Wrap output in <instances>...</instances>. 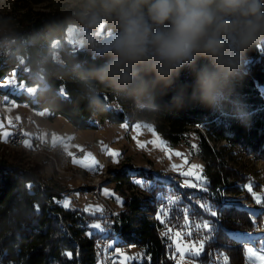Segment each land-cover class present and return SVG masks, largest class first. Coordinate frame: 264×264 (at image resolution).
<instances>
[{
  "label": "trees",
  "instance_id": "trees-1",
  "mask_svg": "<svg viewBox=\"0 0 264 264\" xmlns=\"http://www.w3.org/2000/svg\"><path fill=\"white\" fill-rule=\"evenodd\" d=\"M20 1L27 8L18 15L11 29L1 32L14 39L11 47L17 50L25 65L35 71L33 76L19 79H26L28 86L38 85L41 89L33 100L23 95L17 100L28 101L37 109H48L53 116L66 118L76 129L95 130L105 120L122 123L140 116L151 120L164 139L177 143L186 129L195 128L200 138L198 154L206 169V187L213 193L221 188L237 193L236 180L245 178L227 166L216 144L225 142L243 154L264 160V47H257L250 54L242 81L226 87L219 111H210L189 97L193 74L187 69L171 87L153 82L150 76L145 77L149 82L146 89L119 87L109 79H102L96 70L107 57L101 58L91 49L65 41L70 25L77 26V36L83 38L84 27L79 18L81 0H76L69 9L53 0ZM37 4L45 6L31 8ZM104 24L106 30L113 32L118 22L112 18ZM53 41L60 44L58 59L49 53ZM174 96L177 97L175 102ZM113 102L123 109L112 107ZM180 104L182 106H178ZM130 110L138 115L130 114ZM237 113L239 120L232 118ZM41 170L40 165L25 166L18 157L0 152V264H96L95 250L101 234L93 232L90 224L105 225V215L65 209L60 205L64 187L47 184L48 179L45 180ZM89 173L93 174L94 169ZM115 176V191L123 196L126 191L135 192L124 170L116 171ZM130 177H145L152 183L148 197L130 194L121 201L117 237L121 245L144 248L149 256L145 264H175L170 259L167 241L159 236V229L165 224L143 214L145 204L155 215L160 208L169 207L167 196L175 199L165 219L167 225L183 227L187 211L191 224L206 221L215 229L207 235L210 238L200 257L194 260L200 264H216L227 256L229 264L246 263L245 244L237 242L241 235L232 232L264 228V209L253 222L249 211L241 205L222 202L218 192L212 197L208 192L154 179L150 172L140 171ZM201 204L214 208L217 215L211 216ZM105 228L108 230L105 233L112 234L115 226L105 225ZM89 231L92 233L86 235ZM66 253H71V258Z\"/></svg>",
  "mask_w": 264,
  "mask_h": 264
},
{
  "label": "rangeland",
  "instance_id": "rangeland-1",
  "mask_svg": "<svg viewBox=\"0 0 264 264\" xmlns=\"http://www.w3.org/2000/svg\"><path fill=\"white\" fill-rule=\"evenodd\" d=\"M53 2L63 4V7L65 9H69L71 8V6L75 5L76 0H53ZM24 4L25 3L20 0H0V16H2V19L0 18V33H2L1 31L12 28V24L13 22L15 23L18 15L27 8ZM44 6L45 5L37 4L31 8L36 10L39 7ZM78 33L79 28L75 25H70L66 30V43L69 45L75 44L81 46L82 48L86 47L90 49L87 45L83 44V38H79L77 36ZM110 33L112 32L105 29V24H102L96 35H102V37H105ZM59 46V42L53 41L52 50L50 53L54 55L55 59H58L57 52L59 50ZM38 78L40 77L38 76ZM8 81L9 80H5L0 83V92L1 96H3V102L0 103V129L4 126V119L9 120L13 118L15 119L16 117H21L25 125V131L28 134L43 132V135L45 137L47 135V132H50L53 139L57 136L60 140L64 141V143L69 142L70 144L75 146L74 149L84 148L88 143L92 144L93 148L88 150L86 156L82 159H75L74 157H72V161H77L74 164L78 167L83 168L87 172H91V170L96 167V165H100V163L102 164V160L104 163L106 155H110V152L119 153L120 155L118 157H115L114 159H120V161L123 159L124 160L119 164L116 160V162H114L115 164H112V162H110L107 167L108 170L111 167H114L118 168L119 171L124 170L128 174V183L132 187H134L135 192L125 190L126 192L124 195L126 196L130 194H136L148 197V189L152 181H146L145 177H130V175H133L136 172L140 171L150 172L154 179H158L160 181L163 180V182L165 181L166 183L170 184L179 185L182 183V185L184 186V181L186 179L192 178L181 176L180 172L188 171L190 166L195 164L203 167L202 175L205 178L204 173L206 172V169L203 161L200 159L198 154L200 138L195 128L186 129L181 135V140L177 143H171L167 139H164L158 132H156V130L154 129V124L151 120L140 116H137V118L133 121L125 120L122 123H113L105 120L102 121L99 125V128L95 130L76 129L66 118L62 116H53L48 109H37L33 107L28 101L17 100V97H21L22 95L27 96L33 100L36 92L41 89L40 86H28L26 84V79L22 81L20 79L17 81H11L12 84L7 83ZM111 106L116 109H123L121 105L115 102H113ZM129 113L135 116L138 115L137 112H133V110H130ZM137 126H139L140 128L136 129ZM153 131L155 132V136L153 135ZM5 132L9 133L8 130H0V137L2 140L0 142L3 144L6 143V140L3 141L6 137L3 135ZM157 136L167 145V148L169 150L167 153L161 151L158 147L154 146L151 143V141L156 139ZM210 143L212 146L215 145L213 142ZM140 144H143L144 147H139L138 145ZM192 145H196V148L194 149ZM60 146L62 147L63 143ZM215 146L217 149H221L222 154L227 161V166L245 177L243 181H238V179L236 180L234 186L238 187L239 192L237 193L226 192V190H223V188L219 190L216 189L215 193L218 192V197L221 198V201L228 204H238L243 208L245 206V202L253 203L251 207L258 209L257 213L261 209H264V202H262L261 204H257L253 199L252 193L247 190V186L251 185L253 188V192L261 196L262 201H264V160L247 153L243 154L239 150L227 146L225 142H221L219 144H216ZM2 149L3 150L0 149V152L2 151L7 156L18 157L21 160V163H24L25 166H32L35 164L42 166V176L45 177V180L48 179L46 182L47 184L56 183L64 187L63 198L62 201H60L61 205H63L64 201L67 200L70 202L69 208H77L82 212L85 211L91 214L105 215V217L106 213L104 209L106 207L114 208L116 213H119V211L122 209L121 201L126 196H123L118 191H115V179L113 178L111 180V176L107 175L105 177L101 176L99 178L100 181H104V184L99 187L98 194H96V199L86 198L84 192L85 189L83 188L87 186H96V179H93L92 177L86 175L80 177L79 174H81V172H78L77 170H74L68 166L66 167V169H64L65 167L57 168V159L54 160L45 154L31 155L23 149L20 150L18 148H10L5 146ZM65 150L69 153V155H74V151L72 152L71 149L65 148ZM176 152H179L182 157L187 158V164L184 163V160L181 157H177L174 155V153ZM169 156H171V158H169ZM47 158L49 162L47 161ZM93 159L96 163L91 169L82 166L91 163ZM173 164L178 166V171L172 170L171 166ZM126 165L130 166V170H127L125 168ZM181 165H183V167H179ZM155 172L165 173L168 176H171V178L168 180L160 177L158 178L155 175ZM72 174L74 175V177H72ZM136 179L144 181L146 183V186L140 187L136 185L133 182ZM188 188L189 187H185V189ZM105 189L108 190V192L110 193L109 195H105ZM192 189L199 190L196 188ZM201 192H208V194H211L212 197H215V193H213V191H210L208 188L207 191ZM109 197H111L113 201ZM167 202L169 207H165V210L169 213L171 207L174 206L175 199L173 198V196H167ZM161 209L162 208H160V210ZM148 210L149 209H146L145 213H149ZM160 210L158 211L157 215L160 214ZM246 210L248 211V209ZM251 213H253V211ZM152 214L156 219L157 215H155L154 213ZM167 217L163 218L166 219ZM250 218L253 222H255V218L251 216ZM94 223L101 224V229H93L91 225ZM203 223L207 222L203 221L199 224L202 225ZM184 225L181 228H174L173 226L167 225L173 230V232L169 235H165L167 229L166 226L163 225L159 229V236L162 237L164 241H167V249H170V259H173L175 264H200L193 258H186L183 262L180 261L179 254L176 252V245L174 243L176 237L174 234L176 232L184 233V235L180 238V243L183 246L198 242L199 240L204 239L208 234L203 231L198 233L194 227L197 224H191L193 225L191 229H185ZM90 227L93 232L96 231L100 234H103L107 231L105 225L101 222H93L90 224ZM189 230L192 232V235L190 237L187 235V232ZM260 230H263V232L255 238V242L247 241V243H244L245 249H247L248 247L258 249L260 247L261 240H264V228H260L256 231ZM92 231L87 232L86 235H90ZM232 233L241 236L244 234L239 230ZM112 234H110L112 237L111 256L113 257V260L115 259L114 264H145L147 260L149 261V256L146 254L144 248L137 247L136 245H121L118 237H115V235ZM245 258L246 261L251 260V264H259L257 256H251L246 252ZM96 259V264H101L98 263L101 260V257H97ZM233 259L235 261L237 259V256H235ZM216 264H223V257H221Z\"/></svg>",
  "mask_w": 264,
  "mask_h": 264
},
{
  "label": "clouds",
  "instance_id": "clouds-1",
  "mask_svg": "<svg viewBox=\"0 0 264 264\" xmlns=\"http://www.w3.org/2000/svg\"><path fill=\"white\" fill-rule=\"evenodd\" d=\"M79 18L83 43L107 57L96 70L102 79L146 89L150 76L171 87L187 69L189 97L210 111H219L226 87L242 81L250 54L264 47V0H81ZM112 18L116 30L98 38Z\"/></svg>",
  "mask_w": 264,
  "mask_h": 264
},
{
  "label": "snow or ice",
  "instance_id": "snow-or-ice-1",
  "mask_svg": "<svg viewBox=\"0 0 264 264\" xmlns=\"http://www.w3.org/2000/svg\"><path fill=\"white\" fill-rule=\"evenodd\" d=\"M7 83L12 84L11 81H8ZM139 128H140L139 126L136 127V129H139ZM3 135L7 136V135H9V133L5 132ZM153 135L155 136V132L154 131H153ZM55 142H56V138L53 139V143L54 144H55ZM151 143L154 146L158 147L161 151H164L166 153L169 151L168 148H167V145L164 143L163 140H160V138L158 136L156 137V139L151 141ZM25 145L29 146L27 142H25ZM138 146L141 147V148L144 147L143 144H140ZM192 147L195 149L196 145H192ZM109 154L111 156H113L114 158L118 157L120 155L117 152H110ZM174 155L177 156V157H181L184 160V163L187 164V158L186 157H182L179 152L174 153ZM169 158H171V156H169ZM73 162L76 163L77 161L74 160ZM114 162H116V161L114 160ZM95 163L96 162L93 159L91 161V163L86 164V165H82V166L91 169L95 165ZM171 167H172L173 171H178L179 170L178 166L175 165V164H173ZM179 167H183V165H181ZM194 170H198V171H194ZM202 172H203V167L199 166V165H195V164L191 165L188 171H181L180 172L181 176L191 177L192 178V179H186L184 181V186L185 187H189V188H196V189H199L201 191H207V188H206L207 181H206V178L203 177ZM133 182L136 185L140 186V187H145L146 186V183L144 181H142V180H139V179H136ZM247 190L250 193H252L253 199L255 200V202L257 204H261L262 202H264V201H262V197L261 196H259V195H257L256 193L253 192V188H252L251 185L247 186ZM104 192H105V195H109L110 194L107 189H105ZM62 206L65 209H68L70 207V202L65 200ZM200 207L202 209H204L205 211L210 212V215L213 216V217H215L217 215L216 210L214 208L209 207L206 204H201ZM168 215H169L168 211H166L165 209L162 208L160 210V214L157 215V217H156V219L159 220L162 224H165L166 229H167L165 235H169V234H171L173 232L172 228L167 226L166 220L163 218V217H167ZM253 215H255V214H253ZM184 218H185V221H186V223L184 225V228L185 229H191V227H193V225H191V223H190V221L188 219L187 211L185 212V217ZM91 227L93 229L99 230V229H101V224L94 223V224L91 225ZM194 227H195V229H196V231L198 233L203 231L206 234H210L213 231H215V229L212 228L209 223H203L202 225L201 224H197ZM174 235L176 237V239L174 240V243L176 245V252L179 254V259H180L181 262L185 261L186 258H198V257H200L201 253L204 250L206 240L210 238V236H206L204 239H201L198 242L190 243L187 246H183L180 243V238L184 235V233L183 232H176ZM187 235L190 237L192 235V232L189 230L187 232ZM237 242L247 243V241H241V240H239V238H238ZM109 247H111V245H109ZM246 252L248 254H250L251 256H257V258L259 260V264H264V240H261L260 247L258 249H254L253 247H248L246 249ZM66 255L69 258H71V256H72L71 253H66ZM223 264H229V259H228L227 256L223 257ZM246 264H251V260L246 261Z\"/></svg>",
  "mask_w": 264,
  "mask_h": 264
},
{
  "label": "bare ground",
  "instance_id": "bare-ground-1",
  "mask_svg": "<svg viewBox=\"0 0 264 264\" xmlns=\"http://www.w3.org/2000/svg\"><path fill=\"white\" fill-rule=\"evenodd\" d=\"M0 34H2V33H0ZM5 36H6V34H5ZM14 42H15L14 39H12V44H14ZM28 43H30V42H28ZM13 63H18V56H0V81H4L5 79H7V70H9V68H13ZM34 74H35V71H31V70L25 69V68H16L15 71L13 72V79H19L21 77H24V78L25 77H30V76H33ZM0 96H1V92H0ZM2 97L3 96H1L0 98L2 99ZM8 131H9V135L7 137L6 143L3 144V143L0 142V149L1 150H3L2 148H4V146L5 147H10V148H18L20 150L23 149L24 151H26L27 153H29L31 155L45 154V155L51 157L54 160L57 159V161H58V162H56L57 168L58 167H60V168H64L65 167L64 169H66V167L68 166V167H70V168H72L74 170H77L78 172H81V174H79L80 177L86 175V176L92 177L93 179H96L97 182L95 183L96 186H94V187H96L97 193H98L99 187L104 184V181H100L99 178L101 176L105 177V176L109 175V176H111V178H110L111 180L113 178L115 179V177H116L115 176V172L119 171L118 168H114V167H111L112 169L110 168L108 170L107 166H108V164L110 162H112V164H115L114 160H116V159H114L113 157H106L105 160H104V163H103V160H102V164L100 163V165H104V166H96V167H94L93 168L94 169V173L93 174L85 171L81 167H79L77 169V166H75V164H73L72 160H65L64 159L63 148H61V147H59L57 145H55L54 148H49V147L34 148L33 146H30L29 144H28L29 146H26L25 143H22L21 141H15V130H8ZM123 160L120 161V159H118L116 161L119 164ZM47 161H48V158H47ZM51 165H52V163H51ZM54 168H55V166H54ZM125 168L127 170H130V166H128V165H126ZM126 175H128V174L126 173ZM155 175L158 178L160 177V178H163L165 180H168V179L171 178V176H168L165 173H157V172H155ZM72 177H74V175ZM162 182H163V180H162ZM179 185L182 188L184 187L182 184H179ZM83 189H85L84 190L85 193H89V192L92 191V187L91 186H87V187H85ZM190 189H192V188H190ZM192 190H195V189H192ZM199 191H201V190H199ZM252 204L253 203L245 202L244 208L248 209L250 216L255 218V220H256L257 210L258 209L251 207ZM148 207H149V205L145 204V206L143 208V210H144L143 213L148 216V219H150L152 221H155V217L153 216L151 211L148 210L149 213H147V212L145 213V210L149 209ZM111 209L112 208H110V207H106L104 209L105 213H106V217L109 216V212L111 211ZM252 211H253V213H251ZM253 214H255V215H253ZM140 215L141 214H139L138 216H140ZM120 225H121V220L120 219H116L115 220V227H119ZM262 232H263V230L256 231V232H253V233H248V232L245 231V232H243L244 234L239 238V240H241V241H250V242L254 241L255 238L258 237ZM118 233H119V229H114L112 235H115V237H117ZM99 238L103 239V240H112L111 235L107 234V233L101 234V236ZM96 245H98V243ZM95 251L97 253V247H96Z\"/></svg>",
  "mask_w": 264,
  "mask_h": 264
},
{
  "label": "built area",
  "instance_id": "built-area-1",
  "mask_svg": "<svg viewBox=\"0 0 264 264\" xmlns=\"http://www.w3.org/2000/svg\"><path fill=\"white\" fill-rule=\"evenodd\" d=\"M98 38L102 39V35H98ZM28 44V41H25ZM84 44V43H83ZM12 39H9L7 36H5L3 33L0 34V56H18V63H13V68H9L7 70V79L9 81H17L19 79H13V72L16 68H25L32 71V69L28 68L25 65L24 60L21 59V56L18 54L17 50L13 49L12 46ZM52 50V42L49 45V53ZM42 62L39 63V71H41ZM43 74V73H42ZM4 80V81H5ZM3 81H0V83ZM0 130H15V141H21L22 143L27 142L30 146H33L34 148H40V147H49L54 148L55 144L51 141L50 136L46 139H41L39 137H27L25 134V125L22 120L14 119V120H8L4 119V126ZM92 144H86L84 148L76 149L74 151V155L71 156L69 153L63 149L64 153V159L65 160H72V157L75 159H82L86 156L87 151L92 149ZM106 157H113L111 155H106ZM114 158V157H113ZM74 164V162H73ZM77 166V165H75ZM96 166H104V165H96ZM79 167L77 166V169ZM181 183V182H179ZM182 184V183H181ZM97 190L96 187H92V191L89 193H85L86 198L96 199ZM111 198V197H109ZM113 201V199L111 198ZM120 219L118 216V213H116L115 209L112 208L109 212V216L105 217V225L109 226H115V220ZM115 229H120V227H115ZM108 231V230H107ZM111 245L112 247V240H103L98 238V245H97V257H101V260L98 263L101 264H114L115 259L113 260V257L111 256Z\"/></svg>",
  "mask_w": 264,
  "mask_h": 264
},
{
  "label": "crops",
  "instance_id": "crops-1",
  "mask_svg": "<svg viewBox=\"0 0 264 264\" xmlns=\"http://www.w3.org/2000/svg\"><path fill=\"white\" fill-rule=\"evenodd\" d=\"M3 102V97H2V99L0 100V103H2ZM3 117V116H2ZM15 119H19V120H22L21 119V117H16ZM9 120H14V118L13 119H9ZM23 121V120H22ZM2 131H6V130H2ZM25 134H26V136L27 137H39V138H41V139H46V138H48V136H50V138H51V141L53 142V138H52V134L50 133V132H47V135L44 137V135H43V132H36L35 134H28L26 131H25ZM32 135V136H31ZM7 137H8V135L5 137V139L3 140V141H5V140H7ZM56 138V142H55V145H57V146H59V147H61L60 145H62V143H63V149H65V148H67V149H71L72 150V152L73 151H75L76 149H74L75 148V146H73L72 144H70L69 142L68 143H64V141H62V140H60L59 139V137H55ZM0 141H2L1 140V137H0ZM61 141H62V143H61ZM104 142V141H103ZM102 144V143H101ZM104 144V143H103ZM61 147V148H62ZM77 148V147H76ZM71 153V152H70ZM62 201V200H61ZM60 205H61V203H60ZM85 212V211H84Z\"/></svg>",
  "mask_w": 264,
  "mask_h": 264
}]
</instances>
